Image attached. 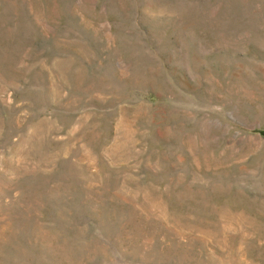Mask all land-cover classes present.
Masks as SVG:
<instances>
[{"label": "rangeland", "instance_id": "374dc122", "mask_svg": "<svg viewBox=\"0 0 264 264\" xmlns=\"http://www.w3.org/2000/svg\"><path fill=\"white\" fill-rule=\"evenodd\" d=\"M0 264H264V0H0Z\"/></svg>", "mask_w": 264, "mask_h": 264}]
</instances>
